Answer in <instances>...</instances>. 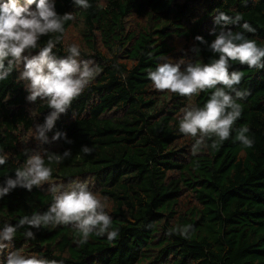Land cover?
Here are the masks:
<instances>
[{"label":"trees","instance_id":"trees-1","mask_svg":"<svg viewBox=\"0 0 264 264\" xmlns=\"http://www.w3.org/2000/svg\"><path fill=\"white\" fill-rule=\"evenodd\" d=\"M82 9L72 0H56L58 13H72L63 33L41 37L56 41L58 56L70 44L81 58L100 69L48 133L63 138L41 145L35 125L50 111L45 100L26 99L19 79L22 65L0 81V149L9 159L0 165V182L34 151L71 150L52 168L51 183L79 180L106 201L119 236L92 234L79 245L71 225L18 229L12 247L59 264H264V69L233 63L244 73L240 85L248 94L237 102L242 115L230 137L193 153L194 139L179 131V118L189 105L203 106L212 89L192 97L156 90L148 72L162 57L175 62H209L214 54L195 39L211 42L213 17L223 11L242 15L257 30L246 33L264 47V0H90ZM243 31L239 24L229 25ZM199 48V53L193 49ZM183 67V66H182ZM231 70V69H230ZM247 126L252 147L236 139ZM216 143L215 148L211 147ZM83 145L91 153L81 151ZM27 149V154L25 152ZM53 196L47 183L31 191L17 187L0 199V223L13 224L35 211H45ZM187 227V235L179 229Z\"/></svg>","mask_w":264,"mask_h":264},{"label":"clouds","instance_id":"clouds-1","mask_svg":"<svg viewBox=\"0 0 264 264\" xmlns=\"http://www.w3.org/2000/svg\"><path fill=\"white\" fill-rule=\"evenodd\" d=\"M73 5L82 9L89 8L90 0H72ZM72 13L60 14L56 10V0H0V81L6 80L14 68L22 65L19 79L24 82L26 99L30 102L45 100L50 111L42 123L35 125L34 138L41 145L58 141L61 138L71 144L66 132L55 131L49 138L48 133L55 127L61 114L66 113L72 101L78 97L98 75L100 69L91 60L81 58L80 47L70 44L66 55L58 56L53 49L56 41L49 39L41 46V37L50 33H63L66 21L73 20ZM240 14L229 15L219 11L214 17L210 33L211 42L202 35L195 39L206 44L214 54L207 62H192L181 57L173 62L162 57L154 70L148 72L156 90H168L181 96L192 97L201 91L212 89L203 106L189 105L183 109L179 118V131L194 139L192 152L196 153L209 147L208 139L219 142L227 140L234 123L242 115V105L247 89L240 85L244 73L233 68L234 62L247 65L248 68L264 69V47L255 39H248L246 33L256 32V28L244 21ZM239 24L243 31H233L229 25ZM199 53V48L193 49ZM183 66V67H182ZM231 69V70H230ZM236 139L245 147H252L253 139L247 135V126L236 129ZM211 147L215 148L216 143ZM27 149L25 152L27 154ZM81 151L89 154L92 148L83 145ZM71 150L49 154L34 151L15 170L14 176L0 182V199H3L17 187L31 191L46 183L52 193V203L45 211H35L18 219L17 223H0V264H59L55 260L38 255H26L20 250L8 251L13 244L18 229L27 227L26 238H35L33 229L46 226L71 225L79 232L77 243L84 245L92 234L106 235L109 240L119 236V229L112 227V218L102 200L84 181L74 180L67 185L51 183L52 168L45 163L62 162L71 156ZM9 156L0 149V165L7 163ZM181 235H187V227L179 229Z\"/></svg>","mask_w":264,"mask_h":264}]
</instances>
